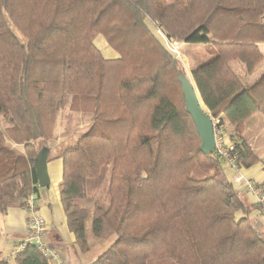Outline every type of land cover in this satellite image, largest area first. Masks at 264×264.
<instances>
[{
  "label": "trees",
  "instance_id": "obj_1",
  "mask_svg": "<svg viewBox=\"0 0 264 264\" xmlns=\"http://www.w3.org/2000/svg\"><path fill=\"white\" fill-rule=\"evenodd\" d=\"M156 29L170 43L217 47L190 77L224 132L264 114V73L246 87L230 67L251 74L262 62L264 0H0V213L38 192L34 161L47 147L63 163L68 230L89 250L106 246L90 264H264L260 210L200 151L178 80L188 74ZM66 108L87 127L56 142ZM234 154L240 168L258 162L244 142ZM104 166L107 207L86 193ZM14 262L50 264L33 245Z\"/></svg>",
  "mask_w": 264,
  "mask_h": 264
},
{
  "label": "crops",
  "instance_id": "obj_2",
  "mask_svg": "<svg viewBox=\"0 0 264 264\" xmlns=\"http://www.w3.org/2000/svg\"><path fill=\"white\" fill-rule=\"evenodd\" d=\"M102 54L104 56V52ZM105 58L117 59L118 54L116 52L114 54L109 53ZM263 73L264 66L260 72L255 75L249 86L244 85L246 87H251L260 79ZM261 91L262 89L259 88L255 90V93L258 94ZM259 115L264 117V114L259 113L248 119L249 122L247 121L246 128L251 130L250 133L246 130V135L243 136V126H240L237 132L232 133L248 145L258 158V162L253 166L249 168L241 167L239 169V174L242 175L244 179L253 180L258 185L264 186V119L263 121H259ZM55 137H57V135H55ZM62 169V160L47 161L49 185L45 188L38 187L36 201L37 211L48 223L49 230L47 233V240L49 247L57 251L58 261L61 264H90L101 254L106 246H97L89 250L78 237L68 230L59 198V184L62 179ZM224 172L226 178L233 183L237 174L236 171L234 172L224 167ZM233 185L249 204L255 205L253 196L246 193L243 183H233ZM252 217L255 228L260 232H264V216L256 209ZM25 238L26 214L24 209L9 208L5 213H0V254L2 257L7 258L8 264H15L13 251Z\"/></svg>",
  "mask_w": 264,
  "mask_h": 264
},
{
  "label": "rangeland",
  "instance_id": "obj_3",
  "mask_svg": "<svg viewBox=\"0 0 264 264\" xmlns=\"http://www.w3.org/2000/svg\"><path fill=\"white\" fill-rule=\"evenodd\" d=\"M211 40H215L213 36H209ZM96 45L100 49V51L104 52V57L107 56L109 53L114 54L115 51H113L109 46H107L105 40L99 36L96 39ZM177 47L178 56L181 57L184 67L186 70V73L188 76H190V70L208 62L211 60L217 52V47L214 45L213 42H209L206 44H186L184 45V42L178 43L174 42L171 44L172 51L175 50ZM261 52L263 53V61L258 65V67L255 69V71L251 74H248L245 72L244 67L241 63L238 61H232L230 62V67L233 70V72L238 76V78L244 83L246 86H249L251 82L253 81L255 75L260 72L262 67L264 66V45L260 46ZM108 52V53H105ZM177 56V57H178ZM68 110L67 108L60 111L58 120H57V128L55 129V135L56 142L63 137V135L68 131L73 129L76 124H81L85 128L87 127V119L84 116L81 115H73L70 116V114H67ZM208 112V111H207ZM209 113V112H208ZM210 115V113H209ZM75 117V118H74ZM211 117V115H210ZM258 117V116H257ZM212 119H217L213 118ZM259 121H263L264 117L262 115H259ZM219 120V119H218ZM213 121V120H212ZM249 122V120H247ZM247 121H245L241 126L244 127L243 136L246 135V128ZM79 125L80 127H82ZM78 132H80V128L77 127ZM233 130L227 127L226 134L231 135ZM250 133L251 130H248ZM234 134V133H233ZM10 143V141H9ZM215 148V147H214ZM19 151L21 149L16 148ZM214 152V150H213ZM222 167H227L231 171L232 169L230 166L222 162ZM234 171V170H233ZM235 172V171H234ZM109 166H104V168L101 171L100 176L97 179H91L87 181L86 184V193L88 197H91L92 199L96 200L99 204H101L104 207L108 206V195H107V186L109 182ZM233 180V179H232ZM261 234L264 236V232L261 231ZM5 258V257H2ZM7 260V258H6Z\"/></svg>",
  "mask_w": 264,
  "mask_h": 264
},
{
  "label": "built area",
  "instance_id": "obj_4",
  "mask_svg": "<svg viewBox=\"0 0 264 264\" xmlns=\"http://www.w3.org/2000/svg\"><path fill=\"white\" fill-rule=\"evenodd\" d=\"M156 33L162 38L165 44L171 48L170 42L164 37L159 29ZM172 49V48H171ZM177 47L173 52L178 55ZM213 120L214 134V153L227 163L230 168L236 171V177L233 183H243L246 193H249L254 198V203L258 206L261 214L264 216V186L258 185L253 180L244 179L239 174V165L234 154L235 149L242 148L243 142L236 135H228L224 132L222 125L218 119ZM37 193H31L25 200L24 211L26 214V238L15 247L13 253H17L25 249L28 245H33L36 250L50 263L61 264L58 261V254L55 249L49 247L47 233L49 230L47 221L39 215L36 206Z\"/></svg>",
  "mask_w": 264,
  "mask_h": 264
},
{
  "label": "water",
  "instance_id": "obj_5",
  "mask_svg": "<svg viewBox=\"0 0 264 264\" xmlns=\"http://www.w3.org/2000/svg\"><path fill=\"white\" fill-rule=\"evenodd\" d=\"M178 80L184 98L185 111L190 115L201 141L200 151L203 154L210 153L214 150L215 144L213 121L208 113L209 111L203 105L192 78L179 74ZM48 155L49 149L47 147H42L37 153L34 161L35 174L39 187L41 188H45L49 185V176L47 172Z\"/></svg>",
  "mask_w": 264,
  "mask_h": 264
}]
</instances>
